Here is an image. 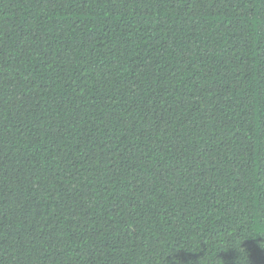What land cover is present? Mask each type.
Here are the masks:
<instances>
[{
	"label": "trees",
	"instance_id": "trees-1",
	"mask_svg": "<svg viewBox=\"0 0 264 264\" xmlns=\"http://www.w3.org/2000/svg\"><path fill=\"white\" fill-rule=\"evenodd\" d=\"M0 264H264V0H0Z\"/></svg>",
	"mask_w": 264,
	"mask_h": 264
}]
</instances>
